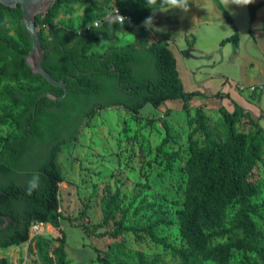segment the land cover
<instances>
[{
  "label": "trees",
  "instance_id": "16d2710c",
  "mask_svg": "<svg viewBox=\"0 0 264 264\" xmlns=\"http://www.w3.org/2000/svg\"><path fill=\"white\" fill-rule=\"evenodd\" d=\"M214 1L226 20L234 24L221 1ZM89 2V27L75 30L72 20L61 25L55 22L61 12L72 13L75 4ZM263 4L264 0H250L247 4L251 22ZM115 7L128 19L118 21L106 16ZM161 7H168L167 0L151 5L149 0H54L49 10L37 17V25L46 49L43 66L55 79L65 80V94L63 88L33 73L26 63L32 38L23 22L21 6L0 3V103L5 102L0 124L14 125V130L6 136L0 135V225L5 222L4 216L11 217L9 225L0 230V247L18 246L32 239L42 251L47 243L45 238L40 234L31 236L36 222L51 224L64 233L61 221L68 217L61 211L59 190L65 177L58 157L66 145L77 140L84 119L114 106L138 114L147 103L159 107L169 99L181 100L183 109L189 110L190 102L204 95L184 88L169 43L153 39L151 30L141 25L153 9ZM96 20H101V24L94 26ZM43 24H48L49 30ZM122 33L132 34L134 40L118 45ZM250 33H254L252 28ZM240 39L234 25V32L221 44L232 42L237 49ZM103 42L109 43L107 49L94 52L93 48ZM47 92L63 97L54 100L45 96ZM225 95L228 96L218 91L213 96ZM219 110L226 126L223 139L213 138L206 129L205 139L198 145L193 134L189 135L185 204L179 214V230L185 245L174 247L157 234V225L170 223L166 218L142 227L125 224L126 211L122 208L119 189L108 190L103 197L100 223L91 224L87 214L89 205H84L80 212L86 218L80 224L83 229L102 236L104 233L97 230L122 212L123 218L114 222L112 236L131 232L140 238L145 234L169 247L179 257L180 264L205 261L232 264L236 257L240 264H264V234L254 219L261 205L253 202L260 186L250 178L264 154V127L239 104L233 112L224 106ZM240 122L247 124L249 131L240 130ZM200 127H204L203 122ZM167 128L168 136L160 147L171 137ZM34 175L40 177V186L29 194L28 181ZM231 206L237 207L236 213L226 225V211ZM55 253L58 264H66L63 247L56 248ZM97 253L100 264H160L161 261L124 245H119L112 255L101 250ZM0 264H9L7 258L0 257Z\"/></svg>",
  "mask_w": 264,
  "mask_h": 264
},
{
  "label": "rangeland",
  "instance_id": "374dc122",
  "mask_svg": "<svg viewBox=\"0 0 264 264\" xmlns=\"http://www.w3.org/2000/svg\"><path fill=\"white\" fill-rule=\"evenodd\" d=\"M89 5L90 2L75 4L72 13L61 12L55 22L61 25L72 20L75 30L82 29L87 26L91 14L87 11ZM106 16L112 18V10ZM216 28L217 32L212 35L208 33L204 37L209 52L206 57L196 59L186 56L188 62L185 66L189 71L194 69L191 66L195 64L190 65L192 60L199 62L202 70L191 73L194 75L193 84L208 94L223 88L225 77L222 72L234 73L239 77L235 78L238 80L245 75L249 79L254 75L253 66L248 69L250 74L246 73L241 61H232L229 50H224L220 45V39L216 42L220 34L225 33L220 20ZM132 40L130 33H122L117 44L124 45ZM175 43L173 45L177 49ZM108 46L109 43L103 42L95 46L93 51L102 53ZM205 60H211V63ZM211 100L209 106L191 103L194 105L189 110H184L177 103H172V108L167 109L147 103L138 114L122 106H114L98 111L93 118L84 119L77 140L66 145L58 157L65 177L59 190L60 208L63 215L72 221L62 219L61 228L64 233L59 228L45 224L40 235L47 243L43 245L42 251L37 247L36 240L30 239L18 246L0 247V257L7 258L9 264H58L55 249L62 246L66 264H100L97 250L112 255L119 245H124L141 252L147 258H160V264H180L179 257L169 247L154 242L145 234L140 238L131 232L112 236L114 222L123 218L122 212L117 213L108 225L97 230L104 233L102 236L89 234L83 229L80 224L86 218L80 216V212L87 204L91 224L102 222L103 197L108 190L119 189L123 198L122 208L126 211L125 224L142 227L166 218L170 223L157 225V234L166 238L174 247L185 245L179 230V214L185 204L188 180L185 165L190 156L189 135L193 134L198 145H202L206 129L216 139H223L225 135L224 117L218 108L221 104L215 97ZM4 104L0 103V113ZM202 122L204 127H200ZM167 126L171 137L166 145L160 147L168 136ZM238 128L242 131L250 129L244 122H240ZM12 130L14 125L0 124V135L6 136ZM250 178L260 186L257 196L253 198L254 203L261 205L254 219L264 234V154ZM236 208L231 206L226 211V225L231 223ZM204 264L214 263L205 261ZM232 264H240L237 257Z\"/></svg>",
  "mask_w": 264,
  "mask_h": 264
},
{
  "label": "crops",
  "instance_id": "0c3cea01",
  "mask_svg": "<svg viewBox=\"0 0 264 264\" xmlns=\"http://www.w3.org/2000/svg\"><path fill=\"white\" fill-rule=\"evenodd\" d=\"M220 1L231 13L234 24H230L226 20L214 0H188L187 9L178 7L167 10H162L161 8L153 9L149 15L153 19V24L146 26L145 20L141 25L151 30L153 39H161L169 43L170 48L176 56L177 68L180 72L184 88L187 91H195L198 87L195 88L193 84L194 79L192 80L194 75L191 73H197L202 68H200L197 60H192L190 65L195 64L191 66L194 69L191 71L187 70V66H185L187 65L186 62H188L186 56H193L197 59L200 57L204 58L206 54H209L204 37L208 33L212 35L214 32H217L216 26L220 20L225 27V33H221L216 42L220 39V45L223 46L224 50H229L232 61H241L246 73H249L250 71L248 69L253 66L254 75L250 79L245 75L238 80L235 78L239 77L235 76L234 73L222 72V75L225 77V87L223 86L220 91L228 94V96L225 95L220 98H215L219 100L220 107L224 106L230 112H233L236 104H239L245 111L250 112L252 117L264 127V4L257 10L256 17L251 22L247 4H237L236 0ZM241 24L244 29L241 27ZM234 25L237 26L241 35L237 49H235L232 42H228L225 45L221 44L224 38L234 32ZM250 28H252L253 34L250 33ZM131 36L133 37L132 34ZM187 39L190 40V44ZM174 41L176 42L177 49L174 48ZM219 51L221 50L219 49ZM206 62L211 63V60ZM253 84L263 85V89L260 91H252L248 86ZM198 91H201L204 95L196 97L195 100L193 99L190 102L191 107L194 105H191V103H203L209 106V103L212 101L211 99L214 97L213 95L217 93L208 94L202 90ZM173 101L175 100L169 99L160 107L166 109L167 107L172 108V103H177V105L180 107L182 105L183 107L181 100ZM43 224L45 225V223Z\"/></svg>",
  "mask_w": 264,
  "mask_h": 264
},
{
  "label": "water",
  "instance_id": "95a60500",
  "mask_svg": "<svg viewBox=\"0 0 264 264\" xmlns=\"http://www.w3.org/2000/svg\"><path fill=\"white\" fill-rule=\"evenodd\" d=\"M1 4L8 7L21 6L23 12V22L32 38V48L27 54L25 61L31 68L33 73L43 75L50 83L59 86L67 93V84L64 79H55L43 66V58L45 47L43 46L40 28L37 25V17L46 13L52 5V0H0ZM45 96L54 100H59L63 96L56 95L52 92H47ZM5 222L0 225V230L7 227L11 222L10 216H4Z\"/></svg>",
  "mask_w": 264,
  "mask_h": 264
},
{
  "label": "clouds",
  "instance_id": "9594fccd",
  "mask_svg": "<svg viewBox=\"0 0 264 264\" xmlns=\"http://www.w3.org/2000/svg\"><path fill=\"white\" fill-rule=\"evenodd\" d=\"M164 2V0H163ZM250 2V0H236L237 4L246 5ZM158 3V0H149V4ZM168 7H161L162 10H167L169 8L178 7L181 9L188 8V0H167ZM146 26H151L153 24L152 17H148L145 21ZM40 177L38 175H34L29 181L26 191L31 194L34 190L38 189L40 186Z\"/></svg>",
  "mask_w": 264,
  "mask_h": 264
},
{
  "label": "built area",
  "instance_id": "2783aa9c",
  "mask_svg": "<svg viewBox=\"0 0 264 264\" xmlns=\"http://www.w3.org/2000/svg\"><path fill=\"white\" fill-rule=\"evenodd\" d=\"M112 18L117 19L118 21H124L127 20L128 17L123 14L118 8H114L112 11ZM99 24H101V20H96L93 25L94 26H98ZM90 24H88L86 27H89ZM43 28H45L46 30H49L50 26L48 24H43L42 25ZM252 91H260L263 89V85H257V84H253L248 86ZM44 230V224L41 222H36L32 228H31V236H35V234L37 235L38 233H42Z\"/></svg>",
  "mask_w": 264,
  "mask_h": 264
}]
</instances>
